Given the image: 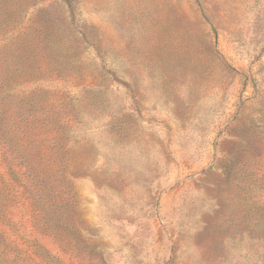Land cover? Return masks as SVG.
<instances>
[{
  "label": "rangeland",
  "instance_id": "rangeland-1",
  "mask_svg": "<svg viewBox=\"0 0 264 264\" xmlns=\"http://www.w3.org/2000/svg\"><path fill=\"white\" fill-rule=\"evenodd\" d=\"M0 0V264H264V0Z\"/></svg>",
  "mask_w": 264,
  "mask_h": 264
},
{
  "label": "trees",
  "instance_id": "trees-1",
  "mask_svg": "<svg viewBox=\"0 0 264 264\" xmlns=\"http://www.w3.org/2000/svg\"><path fill=\"white\" fill-rule=\"evenodd\" d=\"M65 2H67V4L70 6V9L72 10V0H64Z\"/></svg>",
  "mask_w": 264,
  "mask_h": 264
}]
</instances>
